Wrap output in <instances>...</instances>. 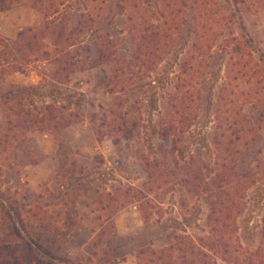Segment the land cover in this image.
I'll list each match as a JSON object with an SVG mask.
<instances>
[{
	"label": "rangeland",
	"instance_id": "1",
	"mask_svg": "<svg viewBox=\"0 0 264 264\" xmlns=\"http://www.w3.org/2000/svg\"><path fill=\"white\" fill-rule=\"evenodd\" d=\"M98 1L0 0L7 6L0 10V91H20L8 100L7 108L15 115L23 108L33 119L46 115V108L59 110L64 117L59 128L32 132L29 142L16 137L14 130L5 137L9 132L0 109L1 202L41 224L42 246L54 238L52 251L58 248L53 254L59 259L33 256L40 264H145L149 257L137 255L141 249L161 248L176 234L202 236L207 204L199 191L186 192L188 170L182 164L191 163L193 183L200 186L204 168L209 170L215 161L212 137L222 119L237 124L226 136L237 129L251 130L246 140L235 134L240 139L239 167L258 163L262 168L248 185L243 209L235 218L238 240L255 250L264 216V0L198 1L205 2L208 15L198 29L192 21L200 14L196 0H181L184 7L179 6L181 20L173 47L151 58L157 66L124 91L110 89L107 65L65 81L55 77L54 68L39 53L20 65L12 41L22 29L38 27L44 16L58 22L65 14L89 10L99 17V26L120 29L125 16L116 9V0ZM145 2L142 6L151 10L154 22H162L163 4L152 0L147 7ZM224 20L227 25L219 36ZM207 28L209 37L211 33L217 37L204 55L186 60L182 83L191 118L182 142L173 147L157 136L161 95L176 93L185 56ZM90 37L86 34L83 40L88 43ZM163 157L171 174H163L160 183L145 163ZM133 190L145 199H131ZM144 203L150 207L146 213ZM5 222L0 219L3 231ZM0 237L7 240L2 231ZM9 241L16 245L22 264H28L19 240ZM214 264L227 263L217 258Z\"/></svg>",
	"mask_w": 264,
	"mask_h": 264
},
{
	"label": "trees",
	"instance_id": "2",
	"mask_svg": "<svg viewBox=\"0 0 264 264\" xmlns=\"http://www.w3.org/2000/svg\"><path fill=\"white\" fill-rule=\"evenodd\" d=\"M151 1L146 0L147 7H151ZM155 1L163 4L160 15L162 22L160 23L154 22L151 10L143 8L142 0H116L114 4L116 9H119L125 16L123 26L118 30L111 31L109 26H99V17L94 16L89 10L80 14H65L58 22L44 16L43 22L38 27L22 29L12 41V47L19 55L20 65L27 64L32 55L39 53L41 59L54 68L55 77L62 81L68 80L76 73L107 65L110 73V89L119 88L124 91L145 75V72H150L157 66V61L151 58L161 56L166 53V50L173 47L176 36L174 31L181 20L180 7H184V5L181 4V0ZM170 1L173 2L169 4ZM198 1L201 0H196L197 3L194 5L198 4L200 14L197 18H192L195 29L200 28L199 21L203 20V17H208L204 13L206 11L205 2L198 3ZM89 2L98 3L99 1L89 0ZM101 3L103 4L104 1ZM6 8L7 6L0 4V10ZM56 11L54 12L56 13ZM226 25V20H224L220 27V33L218 32L219 36L222 35L223 27ZM160 28L162 31H159ZM208 31L209 28L206 29V33L200 40H195L190 51L187 52L185 61L180 67L181 79L179 76V84L175 88L176 93L165 92L161 95L162 101L157 115V136L162 140H168L173 147L182 142L191 118L187 106L188 92L184 90L182 83V78L188 71L186 60L192 59L194 54L204 55V51H209L217 34L210 32L211 36L209 37ZM123 33L125 39L121 38ZM86 34L91 35L88 43L83 40ZM48 47L51 50H47ZM141 57L145 59L140 61ZM15 68L20 69L19 66ZM141 87L143 88V85ZM19 93V90L14 89H9L5 93L0 91V109L6 116L7 131L9 132L5 136L6 138L14 130L16 137L19 136L21 140L32 142L33 137L30 135L32 132L46 128L56 129L61 126L64 117L60 113L57 114L59 110L50 111L46 108V115L34 119L23 108L18 110L17 115L11 113V108H7L8 100L14 99ZM194 98L197 103L199 99L196 92ZM112 121L116 123V120ZM236 127V121L229 122L227 119L219 121V125L215 129L217 132L212 137L215 161L209 170L204 168L200 186L193 183L195 177L192 176L193 173L190 170L191 163L184 162L182 164L185 167L183 170H188L185 174L187 180L183 181V186L187 187L186 192L189 193L193 190V193H196V190L199 191L207 204L208 212L204 234L202 236L186 233L176 234L169 244L161 248L139 250L137 255L146 254L149 257V259H145V264H214L217 258L227 264H264V216L260 225L261 242L255 250L242 246L236 236L235 218L243 209L246 190L253 178H256L262 171L258 163L254 166L239 167L237 147L240 139L235 134H242V138L246 140V135L251 130L237 129L235 133L226 136L225 132L232 131ZM13 138L10 137V139ZM145 168L160 183L163 174H171L167 171L164 157L154 158L150 163L146 162ZM154 182V180H150L149 184H154ZM156 188L159 190V186ZM129 191L130 189L127 192ZM131 194L130 198L135 199L136 202H142L145 199V197H141L139 190H133ZM0 203L2 208L0 209V219L6 221L5 230L3 231L0 227V231L4 232L7 239L0 237V264H10V260L13 264H22L16 245L9 241L12 237L18 239L27 250L26 261L28 264L41 263L36 256H33L34 253L50 260L59 259L53 254L58 251V248L52 251L56 243L54 238L50 237L45 240V246H42L44 240L41 237V224L30 221L24 216V213L26 214L24 211L15 210L8 204L4 206L1 196ZM144 204L146 213L149 206ZM123 259L122 257V261Z\"/></svg>",
	"mask_w": 264,
	"mask_h": 264
}]
</instances>
